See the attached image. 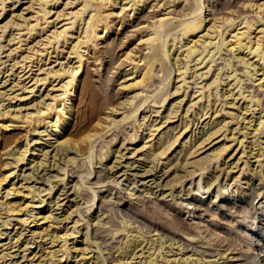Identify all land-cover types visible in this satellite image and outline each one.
Returning <instances> with one entry per match:
<instances>
[{
  "label": "bare ground",
  "instance_id": "1",
  "mask_svg": "<svg viewBox=\"0 0 264 264\" xmlns=\"http://www.w3.org/2000/svg\"><path fill=\"white\" fill-rule=\"evenodd\" d=\"M2 1L4 2L5 0H2ZM56 1H59V0H56ZM129 1L130 2L133 1L132 4H134V6H132L131 8L132 9L131 13L133 10L135 11V8H136L135 6L137 4L140 5V3H142L141 5H144L147 2L150 4L149 6L151 10L147 12V15H141L138 18L139 20L132 24L134 28L136 27L135 28L136 30H141L142 32L143 31L146 32V33L141 34L140 38L138 39V42L136 43L144 47H142V49H139V53L138 52L134 53L133 51L129 50L124 53V56L122 58L118 57L115 59V51H116L114 49L115 39L112 38L108 40L106 38L107 29L109 28L106 22L111 16L114 15V11L106 12V9L108 8L107 7L108 5L119 4L117 7V9L119 10L115 13L117 15L119 12L121 13V11L125 9V7L127 8L126 3L127 4L129 3L128 0H67L63 2L65 4L63 9L60 8L61 10L59 9L55 11V13L57 14L54 17H52L54 14H51L53 8H50V6L54 3L50 4V0H31L29 8L31 6L33 9V6H38L36 7L38 9L34 11L36 12L34 15L35 17L39 16V15L37 16V14H40L42 16V18L41 16L39 18L44 19V20H41L44 22L43 23L44 26L41 25L43 28L42 29L40 27L39 28L41 29V31H44L43 33H46V35L43 38L41 37L42 39H39V40L36 39L37 41L36 40L35 41L39 44L40 40H45L46 42L45 41L43 42L46 43V46L48 45L47 47L51 48V49L46 48L44 49V51H41L43 52L41 56L45 55L44 54L45 50H47L46 53L48 54V57H47L48 60H50L51 56H55L56 58L54 60L53 58H51L52 60L50 61L46 60L47 62H43L42 58L44 57L34 58L33 57L34 55L31 54L32 55L31 56L29 54L30 52L28 54L26 53L25 55H22L23 56L22 59L15 61L14 63V65L17 63H20L21 64L20 67H22L21 70L19 71L20 75L19 73L18 75H19V79L21 80V84L22 82L24 83L22 85H20L19 83L20 86L18 89H22L23 92L27 91L28 94L30 92H32L30 94H33L35 90V86L33 87L32 85L36 84L39 81L40 82L42 81L44 85L45 81L47 82V80L49 81L52 78L53 82L55 83L51 85V87H49L50 91L52 90V91L59 92V90H61L62 92L52 93V92L46 91L47 93L46 95L47 96L49 95V98L51 97L50 99L52 101V102L47 101L48 103L42 100L43 97L40 95L42 97L41 99L42 102L44 101L43 103H46L45 107H43L44 105L41 106L39 101L38 102L41 107L38 106V104L36 103L37 100H35L36 101L35 103L31 101V105L28 104V106H32L34 104L38 108V109L33 108L36 110L33 112H30V111L23 112L22 110L23 106L20 107L19 105L18 106L15 105V108H13L14 107L13 106L12 108L15 110L10 111L11 109H6V106L4 105V102H5L4 99L0 98V122H2L0 123V127L5 128L6 130L7 129L11 130L12 128H9V127L11 126L14 127L15 124L17 125L19 122L20 123L22 122L21 124H24V123L25 124L28 123L29 125L32 124V128H30L32 130V133H39V132L45 133L47 131L48 133L46 132V135L50 136L49 138L54 139V140L52 139L53 140L52 143L54 144L56 143L55 144L56 151L53 152V154H51V157H53V161H54L53 165L56 163V161L58 162L59 159L63 158L61 157V153H63L62 155H64L65 153V155L68 156L67 158H69V160H72L74 162H76V159L78 156H79L78 158H80V156H83V160L84 159L88 160L92 169H90L89 168L90 166H89L85 171L81 170L80 172H78V178H79L78 180L83 181L84 182L83 184H86L87 182V180H84V178H86L84 173H87V176H89L87 177V179H89L91 174L93 173V165H94L93 153L97 151L96 153L99 155V157H103V156L107 157V154H109V152H108V149L104 151V147L109 145V143L113 140V138L117 137L119 134V132L114 131L112 132L109 140L105 141L103 138L104 136L107 137V135H104V133H107V131L113 127H116V126L120 127V125L124 123H131V126L133 128L134 127L136 128V123H138L139 126H142V124H144L145 127L147 128L149 127V129L153 131L154 134H155V131L158 130L156 134L158 135V137L156 136L157 139L154 142H151L150 144H148L147 148L145 147L146 150L148 149V151L146 152L148 153L146 157H152L154 159L158 158V161H159V158L161 159L162 156L167 154V151L170 149V147L174 145V143L177 142L179 136L183 133V131L187 130L189 126H190V129L184 134V136L185 135L187 136L184 138L183 146L181 149V150H185L184 161H186V163L190 162L191 160L190 158H193V157L195 158L196 156L204 153L206 150H209L206 157L211 156L212 158L214 159L216 158L218 160L220 157L223 156L222 157L223 163L224 165L227 164V167L230 166L228 161H226L227 156L232 157L234 155L233 157L237 158L236 163H238V161L242 158L245 152H247V150L249 153L253 154L252 151L253 150L255 151L256 146L263 143L262 137L260 136L256 137V136L257 134H260L261 132L264 131L263 130V127H264V15L261 14V11H264V0H255L254 2L253 0H238V1H233V0H129ZM216 1L218 2L217 4L214 3ZM239 2H242V4L238 5ZM36 3L38 5H34ZM70 5H74V6L72 7ZM112 7H110V9ZM233 7H239V8L241 7L242 9H245V10H242V9L240 10L239 8H238L239 10H237L236 8H234L235 9L234 10ZM68 8L70 9L68 10ZM248 10H251L252 12H254L258 16V18L249 17V15L246 14ZM20 12H19V15H22V11ZM122 12L124 13V11ZM239 17L241 18L240 22L244 24L237 22V18ZM131 19L132 18L130 17V20ZM141 19H144L145 21L142 22ZM78 21L79 22L81 21V24L83 23V25L81 26V24L78 23V25L80 24L81 27L77 25L79 28H77L74 31V28L76 27L75 26L76 22ZM10 22L13 23L12 19L8 20L5 26H7V23L10 24ZM14 22L16 21L14 20ZM19 23L21 22H17L14 24L19 25ZM123 23H124V20L120 21L119 23L120 25H118V29L121 28V25H123ZM22 24H24V22ZM32 24L35 26L38 24V22L37 24L36 23H32ZM20 27L19 29L23 30ZM32 29L33 28H31V30ZM131 34L132 33H130V35ZM127 35L129 34L125 33L124 36L127 37ZM95 36H98L99 39L105 38V40H103L105 44H103L102 46L103 48L102 53H103L104 58L109 57L108 60H104L107 62L106 64L103 62V57L101 56V54H97V53L94 54V50L92 53L90 51V49L92 48L91 45L93 44L92 41L94 42L93 38ZM9 39L12 41L14 37L12 36ZM18 39L20 42L24 40L21 37H18ZM185 39H187L188 42L185 43V41H187ZM122 40L123 39H121L120 41ZM170 40H172V42H170ZM201 41L203 43L202 50L199 48V46L197 47V45H199ZM36 42L33 43L35 46L37 44ZM63 43L64 45L66 43L69 44L68 45L69 50L66 51L68 54L66 56L64 55V58L66 59L63 58L64 60H60L59 54L58 56L55 54L53 55V52L57 53L58 51H63L65 47L63 46ZM61 45L63 46V48L59 50ZM30 47H28L27 49H29ZM35 48L37 49V47ZM179 49H181V54L185 52V57L187 59L194 56L195 54V56L192 57L191 62L192 60L196 58L197 59L195 60L196 65L198 64L197 65L198 67L199 65H201L200 68L206 69L204 71L202 70L200 74L198 73V76L200 75V78L205 77L212 70L213 72L211 74L215 75L214 78L210 76L213 79L209 83L206 81L208 83V85L207 84L206 85H207V91L209 93L202 91L203 89H205L204 87L206 86H204L202 90L200 88L201 93L196 96V98H199L197 101L195 100L196 102L201 100L207 94H208L207 95L208 97L211 96L212 91H214V89L216 88L219 89L217 85V87L215 88L213 87L214 89H212L211 91L210 85L212 88L213 84H217L219 82L218 79L221 77V74H220L221 70L224 69L225 67L227 69L226 77L230 78V81L228 82L229 85L236 84V87L239 88V94L237 93L238 96L240 95L244 97L245 100L246 98H248L246 109L247 110L249 109L247 106L252 107L253 105H255L257 109L260 110L261 112L259 113V116L257 118H253L254 113H255L253 111H252L253 115L249 119H247L243 115L242 119H243V123L245 122L244 123L245 125L240 126V128H238V126L237 127L234 126L235 128H233L232 130L231 127H228L229 126L228 123L230 122L231 124V121H233L234 119H227L226 117H224L223 119L221 118V121H219L220 116H216V115H219L220 110L223 108V107L218 108L217 102H219L218 101L219 98L217 96H220V95L223 96L225 93L220 94L219 92L220 95L217 94L216 96V94L213 92L215 96L213 95L214 97L213 96L211 97L214 98V103L208 100L207 105L205 106L202 105L201 110L197 113V115L200 114L198 115L199 117H196L195 119V120H198V122H199V118H202V116L207 115L205 119L206 118H209V119L207 122L204 123L202 127L203 131H202L201 136L197 137L198 136L197 135L195 137L196 133H199L200 131L199 129L198 131L196 130L198 128L197 126L194 130H192L193 129L192 126L194 123V121L192 120L193 118L191 119L189 117V120H188L187 119L188 115L184 116L183 114L182 116L179 115L181 116L179 117L177 114L181 106L177 109L176 104H178L179 106L180 103L184 100V98L179 95L181 98L178 99L179 96L176 94L172 98L169 97L173 93H179V90L182 89L183 86L185 85L187 86V84H189L188 83L189 81H187V78H186L187 77L186 74H187V70L191 68L190 65L188 67V64L190 61L187 62L188 60L185 59L187 61L184 60L185 62H182L183 63L182 67L181 68L178 67L179 72H178L177 81L178 83L180 82V84H178L176 89H174V91L172 90L163 91L164 86H166L171 81L172 74L174 71V69H170L169 71L163 73L164 71L163 64L168 62L169 64H171V67L173 65L181 66V64H179L181 62V61L179 62V55H181L178 52ZM223 49H226L229 53L225 52L226 54L223 55L222 53L224 52H221ZM41 50H42V47H41ZM236 51L239 54L237 56L235 55L237 53ZM231 52L233 55L230 54ZM96 54L97 56H95ZM89 58L93 60L91 64L92 65L95 64L97 66L96 68L94 66L95 70L92 68L95 71L93 72L97 73L96 78L89 77L87 79L85 77H82V73L87 72L86 63H88V61L90 60ZM218 58L219 59L221 58L225 63L224 64H222L223 62L217 63L216 61ZM234 58H237L238 60L235 62ZM117 59H119L118 62H117ZM125 61H128L129 64H132L131 67L129 68L130 70L125 73L126 80H124L123 83H120L122 85L119 84L120 85L119 88L122 87L125 90V94L120 97L119 101L113 102V98L115 97L116 93L110 89V82L113 80V77L110 75V72H113V67L115 63L116 64L118 63V65L120 66ZM33 65H35L36 67H33ZM57 65L59 67L56 68ZM214 65L217 67L213 69ZM27 67L29 68L27 69ZM102 67H104L103 68L104 71H102ZM33 69L36 70L35 75H32L34 71ZM41 74H44V75L42 76ZM204 74L205 76H203ZM31 80L33 82H31ZM231 81L233 82L230 83ZM195 83L197 82L195 81ZM152 86L154 88H151ZM233 87H235V85ZM12 88L13 87H11V89ZM197 91H199V89ZM229 91H232V90L229 89ZM64 92L65 93L69 92V94L64 96L65 95ZM232 92L231 93L229 92V94L233 95L234 93ZM1 94H2V91H0V95ZM17 95L18 94L15 95L14 93V96L13 95L12 96L13 97L16 96L17 98ZM22 95L23 96L20 95L19 98L24 99V98L29 97L28 95H24V94ZM226 95H228V93H226ZM95 96L101 97V101H99V103L97 102L93 103L94 101L93 102L91 101V99L94 100ZM8 97L10 98V96ZM62 97H63V100H61L60 103L58 104L56 101ZM227 97H229V95ZM193 99H191L190 101L192 102ZM65 100L66 101L70 100L68 105H66L67 103ZM195 101L192 104H195L196 103ZM228 101L225 100V103H227ZM149 102H151V105H149ZM231 103H233V101L230 102L229 104L231 105ZM79 105H82L84 109L82 108L83 110L78 111L77 107ZM213 105H216V107L213 108ZM9 106H7V108H10ZM143 106L145 107L153 106L151 110L152 112L155 111L157 113L156 115H158V113L160 112V109L163 106H166L164 109L167 111L166 118H168V120L174 117H177V116L179 117L178 120L181 118V122L179 123H181L182 126L179 130L183 128V131L180 134H178L177 132H180V131L179 130L177 131L176 129L178 128L179 124L177 123V125H172L174 123L173 121H177V120H169L170 122H168L163 127L161 125L166 123L167 120L162 121L163 123L158 126L154 124V122L157 119L151 120L150 123L148 124V120L150 116H148L145 113L143 114L142 117L139 116V111L143 108ZM155 107H158V109H155ZM27 108H23V109H27ZM52 109L55 110L54 115L49 116V118L51 119L48 121V125H45V127H43L44 130L40 129L39 131L38 127H40L41 125L40 123L42 122V120L46 119L44 114H46L47 111L52 110ZM187 109L189 110V108ZM205 109L207 110L205 111ZM244 109L243 111L245 113L246 110ZM120 110H122L120 112L122 116L120 118H117L116 114H118V111ZM222 110H224V114L226 115L227 114L231 115V113H233V111L225 110V108H223ZM252 113H249V114L251 115ZM42 116H44L45 118L41 119ZM238 116L239 114H236L235 116H232V118L233 117L235 118ZM6 122H9V123H6ZM15 122H18V123H15ZM169 123H172V124L170 125ZM20 126L22 127V125ZM48 127L49 129L50 128L51 129L48 130ZM123 127H121V131ZM107 128L109 129L106 130ZM246 128L247 130L245 131ZM248 129H251V131L249 130L250 132H248ZM31 130H26L25 138L20 144L16 145L17 147L14 146L13 148H11V146L10 147L8 146L9 144H6L9 147V149H6V150H9V151L5 152L3 150L4 147L2 149V151L5 152V154L9 156V158L12 155L11 160L10 159L8 160L5 158L6 160L5 164L10 165V172L6 174L5 176L0 177V213L7 214V215L5 214L6 218L4 219L2 218L3 220H1L2 224L5 226H9V224H13V221L11 222L10 220V219L15 218V217L12 218L13 214L16 216L19 215L17 216L18 218L16 217L17 223L18 222L23 223V224L27 223L29 221L28 220L29 217L26 218V215L32 212L30 208L31 206H34V203H35L34 197H36V195H39L41 193V190H38L37 188H35L34 185L36 183L32 185L28 184V181H29L28 178L32 179L30 176H32V174L34 173L33 171L34 169H36L37 166L39 165L42 166L45 163H48L46 161V157L50 155L48 153V149L44 147L47 151L44 149L45 151L42 153L44 154V157H41V158L39 157L40 160L36 161V163H35V160H36L35 153L33 152V154H31L32 159L30 157V161L27 163H32L31 164L32 168L34 167L33 164L34 165L39 164V165H37L33 169L31 168L32 170H30L29 172L23 173L24 174L23 179H25V182L21 181L20 179L16 180V176L18 177V175L15 174L16 168L14 169V166H13V164L17 165V163H19L22 160L24 161V159H26L25 158V156L27 155L26 153L29 151L28 146L29 144H31L29 135H28V134L31 135ZM174 130H176L177 132H175ZM191 130L192 132L190 134ZM228 130L231 136H229V134L227 133ZM240 130H243L242 131L243 136L241 138H240L241 135H239L240 134L239 132H241ZM249 133H252V136H251L252 139H250V141L247 144L245 143L246 145H244V138H247V135ZM122 134H124L123 131H122ZM152 134L153 133H151V135ZM236 134L239 136H237ZM221 135L223 136V138L215 140ZM229 137L232 139V141L236 140L239 146L236 144L237 147L234 148V151H232L233 150L232 148L229 152H227L228 149L232 145V143L231 144L227 143L226 138H229ZM134 138L135 137H133V139ZM125 139H126V136L124 137V140ZM5 140L7 141V138L6 139L4 138L3 140L0 136V147L1 148L2 146L5 145V142H6ZM148 140L144 141L145 143L142 147L147 145ZM24 141L25 143H23ZM37 141H38V138H37ZM212 142L213 144H211L209 147L205 149V147ZM38 143H41V142H36V144ZM240 144L242 147V151H241V148L239 149V151H236L238 147H240ZM99 145H100V151H98V148H97ZM22 146L24 147L22 148ZM246 147H249V149H245ZM34 149L36 150L37 148H34ZM260 149L261 147L258 150L259 154L257 156L259 155L262 156V151L260 152ZM35 150H32V151H35ZM59 151H61L60 154H59ZM113 151H114L113 152L114 154L115 152H120L119 149L118 150L115 149ZM135 151L137 150L135 149ZM226 152L227 154L225 155ZM70 153H73V155L71 154V156L69 157ZM239 153L241 154L237 156V154ZM58 154H59V157L57 159L56 156H58ZM256 154L254 153L253 156L256 157ZM206 157H199V159L197 158L196 160H192L191 163L194 162L196 163V165L198 164V166H200L199 169H201L204 167V166L202 167L201 165L205 164L206 161L204 160V158ZM48 159H50L48 160L49 162L50 161L52 162L51 158H48ZM255 161H259V158H256ZM233 162L235 163V161ZM247 162L248 161H246V163ZM168 165H170V162L167 163L165 166L167 167ZM18 170H22V169L19 168ZM35 171H37V169ZM176 171L174 170V172ZM257 171L261 172V170H257ZM254 172L255 174H257L256 171ZM97 173L98 174L95 176L94 180L91 183H99V182L104 181L102 170H98ZM9 176L10 178L9 180H7ZM258 176L260 177V179H262L261 173L257 175V177ZM216 179L217 177L211 176L209 180H207L206 182L207 185H205V187L203 188L209 189L210 186L213 185V182L216 181ZM115 183L117 184L116 180H115ZM245 183L247 184L246 187H243L237 184H231V185L229 184L230 185L229 188L231 189L230 192L229 190H226L227 186H223L222 188L225 189V191L222 192L223 189L222 190L219 189L215 191L216 193L215 199H210L209 198L210 194H208L207 196L204 195L206 193L205 190L202 192L203 196H201L202 195L201 194L199 196V199H198V195H199L198 192H194L191 196L187 195L186 197L182 198L180 203L182 205H185L183 206V208H187L188 213L192 214V217L190 219L191 221L193 220V222L184 221L183 219H181L179 215H177L178 213H174V216L172 218H167L171 216L169 213V209L172 210L175 208V206L172 207L170 202H167V204H165L167 205L166 208L165 207L162 208L160 207V205L159 207H157L158 205L156 204L157 206L155 205V207L147 210V212H150L153 216L158 218L156 220H159V219L163 220L165 216L166 218L164 222L160 220H159L160 222L150 220L146 216L143 215L142 211H140L138 207L133 205L131 202L129 203L128 200H126L127 195L117 198L115 203H111L110 201L107 200L105 196H101V200L98 199L97 207L99 206L98 209L100 210V212L102 211V215L103 213L109 210L107 208L108 204L106 205V201L111 203V206H112L111 209H113L114 213L112 214L107 213L109 215L106 216V219L100 218L101 220L99 219L100 221L98 220L99 222L98 221L97 222L98 224L101 222L100 224L102 225L110 223V227L114 226L115 227V231L113 232L114 235L124 230L129 231L130 226L132 224L133 225L135 224L134 227H137L136 229H139L141 233L142 232L143 233L148 232V234L150 233V236L147 237L146 240L147 239L152 240L153 239L152 237L156 235V237H154L155 239L153 240L160 241L163 244H164V241L166 243L167 240H170V243H168L169 246L177 244V247L181 249L185 245L189 246L190 244H192V247L195 246L196 247L195 249L197 251L199 250L197 253L193 252L188 255H186L185 252H183V254L180 255V257L171 258L172 259L171 263L173 264H264V185L258 186L257 184L251 183L250 179H248ZM198 184H199V188L202 187L200 183ZM111 188L112 187H110V189ZM233 188H235L234 191L232 190ZM84 189L92 190L94 198H93V203L92 202L91 203L92 205L95 204L98 198V195H97L98 189L96 190L95 188H93L92 184H89V186L87 185V187H85ZM121 190H119V192H121ZM188 193L190 192L188 191ZM204 197L207 200H204ZM57 200L55 199V201ZM42 201H45V199H42ZM58 203H59L58 201L56 203L54 202V205ZM73 205L74 204L72 202L67 207V209H65V212H64L65 216L63 217L64 220L67 221L68 220L67 218L70 219L73 212H78L80 214L79 212L80 204L76 203L75 206ZM41 213L42 212H40V214L38 213V215L34 217L36 220L35 224L38 221V223L36 224V226L37 225L38 226L37 227L35 226V227L39 228L40 226V228H42L40 232L37 231L39 234H42V235H39L41 236V241L43 240L42 236H45V237L49 236L50 242H52L54 245L57 243L56 241L58 242L62 241L61 242L62 244L60 245L59 250L68 249L70 251L71 249L75 248L74 250L76 251L77 250V247H76L77 239H76L75 244L74 243L73 245L71 244L73 248L68 247L66 245L68 243L66 242L68 241L69 236L71 237V235H74V233H77V232H74L75 231L74 228L78 224V222L82 220L80 219L81 217L77 218L75 216L77 219H75V221L73 222L72 229L74 231L71 229V231L68 232L67 230L66 231L64 230V227L61 228V225H59L58 223L60 220H62V218L59 220V217H56L57 215L55 214L53 215L51 210L48 209L46 213L44 214H41ZM118 213L121 214L122 219L120 223L122 225L118 224L115 221V216H117ZM163 213H166L169 216H166V215L162 216ZM24 214H25V217H24ZM81 214L79 216H83ZM0 218H1V215H0ZM87 222H88L87 223L88 225L86 224L87 231L84 233L82 239L79 241L85 243L86 247L89 248L90 246L88 245L91 241V240L89 241V239L91 237L89 236L90 231H88V229L90 230L89 225H91V223L89 221ZM133 225L131 226V228H133ZM22 226H25V225H22ZM67 227L68 226H66V228ZM35 231L33 229L32 231V233L34 232L33 235L36 233ZM78 231L80 232L81 230H78ZM100 231L109 232L113 230L112 229L105 230L103 226L95 227L94 232H93L95 240L91 242L92 243L95 242L94 243L95 244L94 253H97V256H96V260H94L92 263L106 264V262H108V257L111 258V261L109 262V264H124L126 260L130 261V259L128 258L129 256L127 257L126 254L134 255L136 253L135 248L137 249L138 248L137 246L139 245L135 244L133 249L129 251V248L133 246V242L131 241L129 242L127 238L125 239L124 242L121 243V246L119 245L120 248L123 249V250L121 249L122 251L120 252L119 255L118 254L117 256L113 255L112 251L109 250L105 256L103 255L104 253L101 256H99L100 253L103 252V248L102 249L100 248L99 240H96V238H99V237L103 238L102 237L103 234L101 235ZM178 231H182V233H184L185 235L184 236L180 235ZM1 233H6V232H2L0 230V234ZM18 233L21 234L22 236V231L17 232V234ZM45 237L43 238L45 239ZM20 238H21L20 235L19 236L17 235L14 241L15 243L12 244L11 247L13 246L15 247V245L17 246L18 242L21 241ZM162 239H164V241H162ZM198 239H200L201 242L202 240L205 239L204 242L207 245L216 246L217 247L216 249L218 250L217 253H219L220 255L218 257L217 255L215 256L216 252L210 248H200V247L198 248L196 244V240ZM47 241L49 240L47 239ZM92 243H91V246H92ZM4 244L5 243H2L1 246L2 245L5 246ZM41 244L39 245L40 247H42ZM106 247L104 249H106ZM59 250H55L53 248V250L49 251V255L53 257L55 256V253ZM89 250H91V248ZM94 253L90 256L83 255L84 256L83 259H86L85 260L86 263L91 261V259L95 258ZM121 253H123V255H121ZM194 253L196 254L194 255ZM136 255L137 254H135V256ZM23 256L26 257L24 253H23ZM144 257L145 256H143V258ZM167 257L168 255H165V254L163 255V259L165 258L164 259L165 262L168 259H170ZM125 258H128V259H125ZM152 259L153 258H151L149 261H147L148 259L143 260V261L145 263L146 262L149 263L150 261H152ZM159 259H160V256L158 260L154 258V261H155L154 264H163V263H159ZM41 263L42 262H39V264ZM76 263L81 264V260L77 261Z\"/></svg>",
  "mask_w": 264,
  "mask_h": 264
},
{
  "label": "rangeland",
  "instance_id": "2",
  "mask_svg": "<svg viewBox=\"0 0 264 264\" xmlns=\"http://www.w3.org/2000/svg\"><path fill=\"white\" fill-rule=\"evenodd\" d=\"M1 1L2 0H0V49H1L0 50V91H2V94L3 93L4 94L3 95L1 94L0 98L4 99V101H5L4 105L6 106V109H11L10 111L15 110V109H13V108H15V105H17V106L19 105L20 107L23 106V108H27L28 107L27 109H23L22 108L23 112L24 111L33 112V111H36L33 108L38 109L36 107V105L33 104V103L36 102L35 100H37L36 103L38 104V106H40L39 105V102H40L41 106L44 105L43 107L46 106V103H43L44 101L52 102L51 99H50L51 97L49 98V95L48 96L46 95L47 94L46 91H49V92H52V93L53 92H58V91H52V90L50 91V88H49L55 82H53L52 78H51L52 80L50 79L49 81L47 80V82L45 81L44 85H43L42 81L41 82L39 81L36 84L32 85L33 87L35 86V90H34L33 94H30L32 92H30L29 94H28L27 91L23 92L22 89H18L19 86L24 83V82H22V84H21V80L19 79V75H20L19 71L21 70L22 67H20V65H21L20 63H17L15 65H14V63H15V61L21 60L22 57H23L22 55H25L26 53L28 54L29 52H30L29 53L30 55L31 54L34 55L33 56L34 58L35 57H44V58H42L43 62L50 61V60H52L51 58H53V60H54L56 57L55 56H51L50 60H48L47 59L48 54L46 53L47 50H45V53H44L45 55L41 56V54L43 53L41 51H44V49H46V48H49V49H51V48L47 47L48 45L46 46V43H45L46 41L45 40H40L39 44L36 42L37 40L42 39L46 35V33H43L44 31H41V29L43 28L42 26H44L43 25L44 22L41 21V20H44V19H41L42 16L40 14H37V16L39 15L38 17H35V15H34L36 13L34 11H36L38 9V8H36L38 6H33V9L36 8L34 10L32 9L31 6L29 8L31 0H5L6 2L5 1L1 2ZM64 1H67V0H59V1L50 0V4L54 3V4H52L50 6V8H53L51 14H54V15L52 17H54L57 14V13H55V11L59 10L60 8L61 9L64 8V5H65L63 3ZM233 1H238V0H233ZM254 1L255 0H253V2ZM128 2H129L128 4L126 3L127 8L125 7V9H127V10L124 9V10H122V11H124V13L121 11V13L119 12L117 15L115 13L119 10V9H117L119 4H114V5L111 4V5L107 6L108 8L106 7L107 8L106 12L114 11V15L111 16L106 22L108 27H109L107 29L106 38L108 40H110L112 38L115 39V43H114V47H115L114 49L116 50L115 51V59L118 58V57L122 58L124 56V53L129 51V50L133 51L134 53L135 52L139 53V49H142V47H144V46L136 44V43L138 42V39L140 38L141 34L146 33V32L145 31L142 32L141 30H136L135 29L136 27L134 28L132 26V24L134 22H137L139 20L138 18L141 15H147V12L149 10H151V8L149 6L150 4L148 2L145 3L144 5H141L142 3H140V5L137 4L138 6L137 5L135 6L136 7L135 11L133 10L132 11L133 14H132L131 13V10H132L131 8H132V6H134V4H132L133 1L130 2L128 0ZM214 3L217 4L218 2L216 1ZM108 4H110V3H108ZM241 4H242V2L238 3V5H241ZM34 5H38V4L36 3ZM70 6L73 7L74 5H70ZM72 7H70V8H72ZM110 7H112V8L110 9ZM70 8H68V10ZM234 8H236L237 10H239V9L241 10L242 9L241 7L240 8L239 7H233V9ZM242 10H245V9H242ZM20 11H22V15H19ZM207 12H208V10H207ZM246 14H248L249 17L258 18V16L254 12H252L251 10H248V12ZM261 14L264 15V11H261ZM40 16H41V18H39ZM10 17H12V18H10ZM130 17L132 18L131 20H130ZM9 18L12 19L13 23L12 22H10V24L7 23V26H5L6 22L8 20H10ZM13 19L16 22H14ZM240 19H241L240 17L237 18V22L241 23ZM123 20H124L123 25H121V28L118 29V25H120L119 24L120 21H123ZM141 21L143 22L145 20L141 19ZM17 22H21V23H19V25L14 24V23H17ZM23 22H24V24H22ZM37 22H38V24H37ZM32 23H36L37 24V25H35L36 27ZM78 23L81 24V21L80 22L79 21L76 22V25H75L76 27L74 28V31L77 28H79L78 26H80V24L78 25ZM26 24H28V25H26ZM241 24H244V23H241ZM82 25H83V23L81 24V26ZM19 27L22 28L23 30L19 29ZM28 27L30 28V30H29ZM31 28H33V29L31 30ZM125 33H128L129 35H130V33H132V34L130 36L127 35V37H125L124 36ZM12 36L14 37V39L11 41L9 38L12 37ZM18 37H21L24 40H22L20 42ZM97 37L98 36H95L93 38L94 42L92 41L93 44L91 45L92 48L90 49V51L92 53L93 50H94V54L95 53L101 54V56L103 57V62L106 64L107 62L104 61V60H108L109 57H105L104 58L103 53H102V50H103L102 46H103V44H105L103 40H105V38L99 39V37L98 38ZM121 39H123V40L120 41ZM185 40H187V39H185ZM43 41H45V42H43ZM35 42L37 43L36 46L33 44ZM170 42H172V40H170ZM186 42H188V40L185 41V43ZM44 44H45V46H44ZM202 44L203 43L201 41L199 43V45H197V47L199 46V48L201 50H202V47H203ZM68 45H69L68 43H66L65 45L63 43V46H65L64 50L63 51H58L57 53L53 52V55L55 54V55L58 56V54H59L60 60L66 59V58H64V55L66 56L68 54L66 52L67 50H69V46ZM63 46L61 45L59 50L62 49ZM28 47H30L29 48L30 50L27 49ZM35 47H37V49ZM41 47H42V50H41ZM183 48H181V49H183ZM181 49H179V51H178L180 54H181ZM35 50H37L38 52L35 51ZM33 51H35V52H33ZM221 52H224V53H222L223 55L226 54L225 52L229 53L226 49H223ZM97 54L95 56H97ZM230 54L233 55L232 52ZM218 55H216V56H218ZM235 55L236 56L239 55L238 52ZM194 56H195V54H194ZM194 56H192V57H194ZM184 57H185V52L182 53L181 55H179V62L180 61L181 62L180 63L178 62V63L181 64V66L180 65H178V66L173 65L172 67H174V66L175 67L172 68L171 64H169L168 62L163 64V69H164L163 73L169 71L170 69H174L171 81L166 86H164L163 91H166V90L174 91V89H176L178 84H180V82L178 83V81H177L178 80V72H179L178 71V67H180V68L182 67V65H183L182 62H185L187 60H188L187 62L190 61L189 64H188V67L190 65L191 68L188 69L189 71L187 70V74H186L187 81H189L188 83L190 84V85L187 84V86H189V87H187L185 85V86L182 87V89L179 90V93H173L169 97L172 98L176 94V95H178V96L180 95L181 97L184 98V100L181 102L182 104L180 103L179 106H178V104H176V108L177 109L181 106L179 108V112H177V114H178V116L179 115L182 116L183 114H184V116L188 115V117H187L188 120H189V117L191 119L193 118L192 120L194 121V123H193V126H192V128H193L192 130H194L196 128V126H197L198 128L196 130L198 131V129H199V131H200L199 133H196L195 137L197 135H198L197 137L201 136L202 131H203L202 127H203L204 123L207 122L208 119H209V118L205 119V117L207 115L206 116H202V118H199V122H198V120H195V119H196V117H199L198 115H200V114L197 115V113L201 110L202 105L203 106L207 105L208 100L214 103V98L213 97L215 96V94L217 96V94H219V92H220V94H224V93L225 94L223 96L219 94L221 97L217 96L219 98V100H218L219 102H217L218 103L217 104L218 108L223 107V108H225V110L233 111V113H231V115L227 114L228 115L227 116L226 114H224V110H222L223 109L222 108L220 110L219 115H216V116H220L219 117V121H221V118L223 119L224 117H226L227 119H234L233 121H231V124H230V122L228 123V125H229L228 127H231L232 130H233V128H235L237 126H238V128H240V126H244L245 125L244 124L245 122L243 123V119H242L243 115L247 119H249L253 115V113H252V111H253V112H255L253 118H257L259 116V113H261V112H260V110L257 109V107L255 105H253V106L251 105L252 107L247 106L249 109L248 110L246 109L248 98H246V100H245L244 97H242L240 95L238 96L239 88L236 87V84H233V85L230 84L229 85L228 82L230 81V78L226 77L227 69L225 67H224V69L221 70V73H220L221 77L218 79L219 82L218 83L216 82L217 84H213L212 88H211V85H210V90L211 91H212V89H214L218 85L219 89L216 88V89H214V91H212L211 96H213V95L214 96L213 97L209 96L210 97L209 98L207 96L208 95L207 94L206 95L207 97L205 96L206 98L203 97L201 100L196 102L199 99V98H196V96L201 93L200 88L202 90L203 87L206 86V87H204L206 90L203 89L202 91H204L206 93H209L207 91V85L214 78L215 75L211 74L213 72V70H212L206 76H205V74L203 75L206 78L205 77H201L200 78V75L198 76V73L200 74V72L202 70L204 71L206 69L200 68L201 65H199V67L197 66L198 64L196 65V61H195V60H197L196 58L194 60H192V62H191L192 57L189 58L190 60L187 59L186 57L185 58ZM89 59L90 60L88 61V63H86L87 72H83L82 73V77H85L87 79L89 77L96 78L97 77V73H94L95 72L94 70H95V68L97 66L95 64L92 65L91 62L93 60H91V58H89ZM185 59H187V60H185ZM252 59H254V58H252ZM234 60L236 62L238 59L234 58ZM73 61H74V59H73ZM118 61H119V59H117V62ZM216 62L217 63L223 62L222 64L225 63L221 58L220 59L218 58ZM238 64H240V63H238ZM131 65L132 64H129L128 61H125L120 66L118 65V63L117 64L115 63V65L113 67V72H110V75L113 77V80L110 82V89L113 92L116 93L115 97L113 98V102L119 101L120 97L125 94V90L122 87L121 88H119V87H120V85H122L120 83H123L124 80H126L125 73L130 70L129 68L131 67ZM94 66H95V68H94ZM33 67H36V66L33 65ZM57 67H59V66L57 65L56 68ZM216 67L217 66L214 65L213 69L216 68ZM28 68L29 67H27V69ZM103 68L104 67H102V71H104ZM33 70H34L33 71L34 74L32 73V75H35V71L36 70L35 69H33ZM18 73H19V75H18ZM41 75L43 76L44 74H41ZM210 76L213 77V78H211ZM34 77H36V76H34ZM222 77H224V78H222ZM33 81H34V79H33ZM33 81L31 80V82H33ZM195 81L197 83H195ZM232 82L233 81H231L230 83H232ZM246 82H247V80H246ZM19 83H20V85H19ZM28 84H30V83H28ZM234 85H235V87H233ZM32 86H30V87H32ZM11 87H13V88L11 89ZM154 87H155V85H154ZM154 87L152 86L151 88H154ZM198 89H199V91H197ZM229 89L232 90L233 92L229 91ZM3 90H4V92H3ZM217 90H218V92H217ZM227 90H228V92H227ZM35 91H36V93H35ZM13 92L15 93V95L18 94L19 96L17 95V98H16V96L13 97L14 96ZM60 92H62V91L59 90L58 93H60ZM229 92L230 93L232 92L234 94L233 95L229 94ZM9 93H10V95H9ZM226 93H228L229 97H227L228 95H226ZM245 93H247V92H245ZM22 94L28 95L29 97L24 98V99L23 98H19L20 95L23 96ZM64 94H65L64 96H66V95L69 94V92H67V93L64 92ZM185 94H186V96H185ZM7 95L10 96V98ZM40 95L43 97V99H42V97ZM230 95H231V97H230ZM180 96H179L178 99L181 98ZM225 96L227 97V99H226ZM44 97L47 98V99H45ZM236 97H238V98H236ZM12 98H14V99H12ZM28 98H30V99H28ZM95 98H97V99H95ZM10 99H11V101H10ZM41 99L44 100V101L42 102ZM65 99H66V97H65ZM191 99H193L192 102L190 101ZM61 100H63V97L60 98L59 100H57L56 102L59 104ZM225 100H227V101L230 100V101L225 103ZM31 101L33 102L32 103L33 105L32 106H28V104L31 105ZM91 101L92 102L94 101L93 103H95V102L99 103V101H101V97L95 96L94 100L91 99ZM194 101L196 103L192 104ZM232 101H233V103H231V105H232L231 106L229 103L232 102ZM69 102H70V100H67L66 101V103H67L66 105H68ZM149 105H151V102H149ZM7 106H9L10 108H7ZM144 107L145 106H143V108ZM152 107L151 106L150 107L146 106L144 109L143 108L141 109L142 112H141V110L139 111V116L142 117L143 114L145 113V114H147L148 116L151 117V118L149 117L148 124L150 123L151 120L157 119L154 122V124H156V126H158V125L163 123L162 121L167 120L166 123L161 125L163 127L168 122H170L169 120H177V121H173L174 122V123L172 122L173 124L172 123H169V124L170 125L171 124L172 125H177V123H178L179 126L176 129L177 131L181 128L182 124L179 123V122H181V118L178 120V118L181 117V116H179V117L177 116V117H174V118L168 120V118H166L167 111L164 110L166 106H163L160 109V112L158 113V115H156L157 113L155 111L152 112V110H151ZM215 107H216V105H213V108H215ZM253 107H255V108H253ZM77 108H78V111L84 109L82 105H79ZM187 108H189V110ZM155 109H158V107H155ZM243 109L246 110L245 113H244ZM186 110H187V112H186ZM206 110L207 109H205V111ZM121 111L122 110L118 111V114H116L117 118H120L122 116V114H120ZM54 113H55V110L52 109V110H49V111L46 112L47 116H46V114H44L46 119L42 120V122L40 123L41 125H40V127H38L39 131H40V129L44 130L43 127H45V125H48V121L51 119V118H49V116L54 115ZM209 113H208V115H209ZM235 113L239 114V116L235 117V118L234 117L232 118V116L236 115ZM249 113H252V114L250 115ZM222 114H224V115H222ZM44 116H42L41 119L45 118ZM184 119H185V117H184ZM195 121H196V123H195ZM141 122H142V120H141ZM257 122H258V120H257ZM0 123H2V122H0ZM6 123H9V122H6ZM15 123H18V122H15ZM21 123L19 122L18 124L22 125V127L20 125H18V124L17 125L15 124L14 127H12V126L9 127V128H12V129L11 130L7 129L8 131L5 128L0 127V136H1V138L3 140H4V138L5 139L7 138V141L6 140H5L6 142L4 141L5 145L3 144L4 146H2V148L0 147V152H2V153H0V177L1 176L3 177V176H5L6 174H8L10 172V165L5 164V161H6L5 158L8 159V160L9 159L11 160L12 155L9 158V156H7L5 154V152L9 151V150H6V149H9L10 146H11V148H13L17 144H20L23 141V139L25 138L26 130H31L30 128H32V124L29 125L28 123H26L27 124L26 125L24 123L25 124L24 125V124H21ZM42 124H44V125H42ZM247 125H249V124H247ZM123 126H125L126 128L123 127ZM147 126H149V125H147ZM116 127H113V128L110 127L111 128L110 130H108L109 128H107L106 129V130H108L107 133H104V135H107L108 138L106 136H104L103 139L105 141H107V140H109L112 132H114V131L115 132H119L118 136L114 137L113 140L109 143V145L104 147V151H106L108 149V152H109V154H107V157L106 156L99 157V155L96 153L97 151L93 153V155H94V158H93V162H94L93 173L91 174L89 179H87V177H89V176H87V173H84V175L86 177V178H84V180H87L86 184H83L84 183L83 181L78 180L79 179L78 178V172H80L81 170L85 171L89 166H90L89 168L92 169V167H91L90 163L88 162V160H85V159L83 160V156H80V158H78L79 157L78 156L77 159H76V162H74L72 160H69V158H67L68 156H66L65 153H64V155H62L63 153H61V151H59V154L61 153V157H63V158L59 159V161H60V162L58 161L59 163L56 161V163L53 165L54 161H53V157H51V154H53V152L56 151V148H55V144L56 143L55 144L52 143L54 139L53 138H49L50 136L46 135L47 131L45 133H43V132H41V133L40 132L39 133H32V130H31V135L28 134L31 144H29V146H28L29 147V151L26 153L27 154L25 156L26 159H24V161L23 160L20 161L19 163H17V165L13 164L14 169L16 168V171H15L16 173L15 174L18 175V177L16 176V180L20 179L21 181L25 182V179H23V175H24L23 173H27L30 170H32L33 168H35L37 165H39V164H37V165L33 164L34 167L32 168L31 167L32 163H27V162L30 161V157L32 159V155L31 154H33V152L36 155L35 163H36V161H39L41 157H44V154H42V153L46 149H48V153L50 155H48V153H47V155L50 156V157L47 156L46 157V161L48 163H45L42 166L41 165L37 166L36 167L37 171H35L36 169H34V171H33L34 175L32 174V176H30L32 179L28 178L29 181L27 180L28 184H30V185L36 183L34 185L35 188H37L38 190H41V193L39 195H36V197H34V202H35V203L33 202L34 206H31V208H30V210L32 212L29 213L30 212L29 211L28 212L29 214L26 215V218L29 217V219H28L29 221L27 223H24V224L23 223H19V222L17 223L16 217L19 216V215L16 216V215L13 214V216L12 215L11 216H12V218L13 217H15V218L10 219L11 222L13 221V224H9V226H5V225L2 224L1 220L6 218L7 214L6 213H0V215H1V218H0V230L2 232H6V233H1L2 235L0 234V264H8V263H10V264L11 263L12 264H39V262H42L41 264H77L76 262L80 261V260H81V264H94L92 262L94 260H96L97 253H94V249H95V246H94L95 244L94 243L95 242L92 243L91 241L95 240L94 234H93L95 227H99V226L100 227L103 226L105 228V230L106 229H112L113 230V231H109V232L100 231L101 235L103 234L102 235L103 238H101V237L96 238V240H99L100 248L101 249L103 248V252L100 253L99 256H101L103 253H104L103 255L105 256L109 250L112 251L113 255H116V256H117V254L119 255L120 252L123 250L122 248H120L121 243L124 242L125 239L127 238V240H129V242L130 241L133 242V246L129 248V251L133 249L135 244L136 245L138 244L139 246H137L138 247L137 249L135 248V252H136L135 254H137L136 256H135V254L134 255L133 254H131V255L126 254L127 257L129 256L128 258L130 259V261L128 260L129 261L128 262L126 260V262L124 264H136V263L137 264H150L151 262H152L151 264H154L155 263L154 258H156L158 260L159 256H160L159 263L173 264V263H171V260H172L171 258L180 257V255H182L183 252H185V254L188 255V254H191L193 252L197 253L199 250L197 251L195 249L196 248L195 246L192 247V244H190L189 246L185 245L181 249H179L177 247V244L172 245L173 246L172 247V246H169V244H168V243H170V240H167V242L165 243L164 239H162V241H164V244H163L160 241L153 240V239H155L154 237H156V235H154L152 237L153 238L152 240H148V239L146 240V238L150 236V233L149 234H148V232H144V233L142 232L141 233V231L139 229H136L137 227H134L135 224L134 225L132 224L133 228H131L132 225L130 226V230L129 231L128 230H124V231L118 232L117 234L114 235L113 232L115 231V227L114 226L110 227V223L102 225V224H100L101 223L100 222L98 224V222L101 219H104V218L106 219L107 215L114 213L113 209H111L112 208L111 203H115L117 198L127 195L128 197L126 196V200H128L129 203L131 202L133 205L138 207L140 209V211H142L143 215L146 216L148 219L153 220V221H159L160 220V221L164 222L165 218H166L164 215H166V216H169V215H167L166 213H163L162 216H164V219L163 220L162 219L156 220L158 218L153 216L150 212H147V210L155 207L156 204L158 205V206L156 205L157 207H159V205H160V207H162V208L165 207L166 208L167 205H165V204H167V202H170L172 207L175 206V208L172 209V210L169 209V213H170L171 216H169L167 218H172L174 216V213H178L177 215H179L181 217V219H183L184 221L193 222V220L191 221V219H190L192 217V214L188 213L187 212V208H183V206H185V205H182L180 203L181 199L186 197L187 195L191 196L194 192H198V194H199L198 195V199H199V196L205 190L206 193L204 195L207 196L208 194H210L209 198L210 199H215V197H216L215 191H217L219 189L222 190L223 186H227L226 190H229V192H230L231 189L229 187H230L231 184H237V185L246 187L247 184L245 182L248 179H250L251 183L257 184L258 186L264 185V144H263L264 143V137H263L264 136V131L261 132L260 134H257V136H256V137L260 136L263 139V141H262L263 143L260 144V145H257L255 151L254 150L252 151L253 154L257 153L256 157H254L253 154L249 153L248 150H247V152H245V154L242 156V158L238 161V163H236L237 158H234L233 157L234 155L232 157L227 156L226 157V161H228V163L230 164V166L227 167V164L224 165V163H223V159H222L223 156L220 157L218 160L216 158L215 159L212 158L211 156H208L209 158L206 157L207 153L209 152V150H206L204 153L196 156L195 158L193 157L194 159L190 158L191 160L189 159L190 162H188L190 165L188 163H186V161H184L185 150H181V149H182V146H183L184 138L187 136V135L184 136V134L190 129V126L185 131H183V128L181 130H179L180 132H177L176 130H174L178 134H180L182 131H183V133L179 136L177 142L174 143V145H172L170 147V149L167 151V154H165L166 156L164 155V156H162L161 159L159 158V161H158V158L154 159L152 157H146L147 154H148V153H146L148 151V149L146 150V148H147L148 144H150L151 142H154L157 139L158 135H156V134H157L158 130H156L155 134H154V132L151 131L149 129V127L148 128L145 127L144 124H142V126H139L138 123H136V128L135 127L133 128L131 126V123H124V124H121L120 127L118 126L119 128L118 127L116 128ZM121 127H123L122 131H123L124 134H122ZM50 129L48 127V130H50ZM192 130L190 131V134H191ZM246 130H247V128L245 129V131ZM249 130L251 131V129H248V132H250ZM263 130H264V127H263ZM240 131L241 132H239L240 133L239 135H241L240 136V138H241L243 136L242 135L243 134L242 133L243 130H240ZM151 133H153V134L151 135ZM227 133L229 134V136H231V134L229 133V130L227 131ZM188 134H189V132H188ZM239 135H237V136H239ZM125 136H126V139L124 140ZM251 136H252V133H249L247 135V138H244V145H246L250 141V139H252ZM133 137H135V138L133 139ZM144 137H146V138H144ZM154 137H156V138H154ZM32 138H33V140H32ZM37 138H38V141H37ZM221 138H223L222 135L219 136L218 138H216L215 140L221 139ZM34 140H36V141H34ZM146 140H148L147 145L142 147L144 145V143H145L144 141H146ZM226 140H227L228 144L232 143L231 147L228 149L227 152H229L232 148H233L232 151H234V148L237 147V145H238L237 141L236 140L232 141V139L230 137L226 138ZM36 142H41V143L36 144ZM213 142L208 144L205 147V149L207 147H209L211 144H213ZM23 143H25V141ZM6 144H9L8 145L9 147ZM259 146L261 147L260 152L262 151V156L261 155L257 156L259 154V152H258V150L260 148ZM3 147H4V149H3ZM23 147L24 146H22V148ZM110 147L112 148V150H111ZM11 148H10V150H11ZM34 148H37V149L35 150ZM54 148H55V150H54ZM97 148H98V151H100V145ZM240 148H241V151H242L241 144H240V147H238V149L236 151H239ZM2 149L5 152H3ZM42 149H43V151H42ZM115 149L116 150L119 149L120 152H115V154H114L113 150H115ZM135 149L137 151H135ZM245 149H249V147H246ZM32 150H35V151H32ZM110 151H111V153H110ZM227 152L225 153V155L227 154ZM59 154H58V156H56L57 159L59 157ZM71 154L73 155V153H70L69 157L71 156ZM240 154L241 153L237 154V156H239ZM116 155H117V157H116ZM121 155H123V156H121ZM199 157H206L207 158V159L204 158V160L206 161L205 164L201 165L202 167L206 166L205 168L203 167V168L199 169L200 166H198V164L196 165V163H194V162L191 163L192 160H196L197 158L199 159ZM48 158H51L52 162L51 161L49 162L48 160H50V159H48ZM256 158H259V161H255ZM183 161H184V163H183ZM233 161H235V163ZM246 161H248L249 163L248 162L246 163ZM169 162H170V165H168L166 167L165 165L167 163H169ZM230 162L232 163V165H231ZM193 167H195V168H193ZM19 168H21L22 170H18ZM98 170H102V175H103V178H104L103 182H105V183H103V182L91 183L94 180L95 176L98 174L97 173ZM174 170L175 171L177 170V171L174 172ZM257 170H261V172H258ZM254 171H256L257 174H255ZM260 173H261L262 179H260L259 176L257 177V175H259ZM211 176L217 177L216 181L213 182V185H211L209 189L203 188V187H205V185H207L206 182H207V180H209V178ZM183 177H185V178H183ZM9 178H10V176L7 178V180H9ZM114 179L116 180L117 184L115 183ZM88 182H90V183H88ZM198 183H200V185L202 187L199 188V184ZM89 184H92L93 188H95L96 190L98 189L97 190V195H98L97 202L95 204H93V205H92V203H93L94 195H93L92 190L91 189H87V190L84 189L85 187H87V185L89 186ZM77 186L80 187V188H78ZM110 187H112V188L110 189ZM121 189H123V190H121ZM197 189H199V190H197ZM119 190H121V192H119ZM232 190L234 191L235 188H233ZM42 191H44V192H42ZM188 191L190 193H188ZM223 191H225V189H223L222 192ZM130 192L133 193V194H131ZM101 196H105L107 198V200L111 202L110 203V202L106 201V205L108 204L107 208L109 209L108 210L109 212L107 211V212L103 213V215H102V211L100 212V210L98 209L99 206L97 207L98 199L101 200ZM201 196H203V194ZM40 198L45 199V201H42V199H40ZM55 199L56 200L58 199L57 201L59 203L54 205V202L55 203L57 202V201H55ZM204 200H207V199L204 197ZM72 202L74 204L73 206H75L76 203L80 204V207H79L80 211L79 212H80V214L82 213L81 215H83V216H79L80 214L78 212H73L71 218L70 219L67 218L70 221H68V220L66 221L63 218L65 216L64 212H65V209H67V207ZM49 206H51V207H49ZM46 209L47 210L48 209L51 210L53 215L54 214L57 215L56 217H59V220L62 218V220H60L58 223H59V225H61V228L64 227V230L65 231L67 230L68 232L71 231V229L73 228V222L75 221V219H77L78 217L79 218L81 217L80 219H82V220H80L78 222V224L76 225L77 227L75 226V228H74L75 231L72 229L74 232H77V233H74V235H71V237L69 236L68 237V241L66 242V243L69 244V245L66 244L68 247L73 248L72 245H73V243L74 244L76 243V239H77V244H76L77 250L76 251L74 250L75 248L71 249L70 251L68 249L59 250L60 245L62 244L61 243L62 241H59V242L56 241L57 243L54 245L52 242H50L49 236L48 237L42 236L43 240L41 241V236H39V235H42V234H39L38 232H40L42 230V228H40V226H39V228H36L38 226V225L36 226L38 221L35 224L36 220H35L34 217L37 216L38 213L40 214V212H42L41 214L46 213L47 212ZM107 213H109V214H107ZM24 217H25V214H24ZM9 218H11V217H9ZM121 219H122L121 214L118 213V215L115 216V221L118 224L122 225L120 223ZM92 220H93V222H92ZM39 221H41V220H39ZM87 221H89L91 223V225H89L90 230L88 229V231H90L89 232V236L91 238H93V239H91L89 237L90 238L89 241L91 240L89 245H88V246H90L89 248L86 247L85 243L79 241V240L82 239L84 233L87 231V226H86V224L88 223ZM29 223H31V224H29ZM33 224H35V225H33ZM22 225H25V226H22ZM66 226H68V227L66 228ZM33 229H34V231L36 229V231H35L36 233L34 235H33L34 232L32 233ZM76 229L81 230V231L79 232ZM19 231H22V236L19 233L17 234V232H19ZM91 231H92V233H91ZM178 233L180 235H182V236L185 235L184 233H182V231H178ZM17 235L18 236L20 235L21 241L18 242L17 246L15 245V247L14 246L11 247V245L15 243L14 241H15V238L17 237ZM134 236H135V238H134ZM43 237H45V239ZM128 237H130V238H128ZM47 239L49 241H47ZM103 239H104V241H103ZM204 240H202V242L200 241V239L196 240V244H197L198 248L200 247V248L213 249L216 252L215 256L217 255V257H218L220 254L217 253V251H218L216 249L217 247L216 246L207 245L204 242ZM2 243H5L4 244L5 246H3V245L1 246ZM41 243H43V244H41ZM91 243H92V246H91ZM40 244H41L42 247L39 246ZM151 244H152V246H151ZM106 245H107V247H106ZM105 247H106V249H104ZM53 248L55 250H59V251H57L55 253L56 257L53 256L54 259H53V257H51L49 255V251L53 250ZM90 248H91V250H89ZM104 250H106V251H104ZM188 250H190V251H188ZM143 251H144V253H143ZM23 253L25 254L26 257L23 256ZM93 253H94L95 258L91 259V261L86 263L85 262L86 259H83V257H84L83 255L90 256ZM196 253H194V255ZM164 254L168 255L167 258H170V259H168L169 261L168 260L166 262L164 261V259H165V258L163 259V255ZM121 255H123V253H121ZM116 256H114V257H116ZM143 256H145V257L143 258ZM128 258H125V259H128ZM151 258H153V259L149 263L148 262L145 263L143 261V260H147V259H148L147 261H149ZM110 261H111V258L108 257V262H106V264H109ZM220 261H221V259H220Z\"/></svg>",
  "mask_w": 264,
  "mask_h": 264
}]
</instances>
